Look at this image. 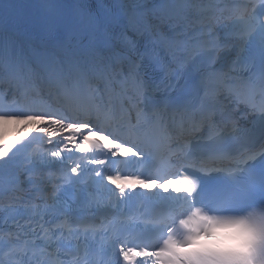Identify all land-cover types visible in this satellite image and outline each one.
Returning <instances> with one entry per match:
<instances>
[{
    "label": "snow or ice",
    "instance_id": "1",
    "mask_svg": "<svg viewBox=\"0 0 264 264\" xmlns=\"http://www.w3.org/2000/svg\"><path fill=\"white\" fill-rule=\"evenodd\" d=\"M10 121L45 125L37 131L57 147L23 161L9 155L17 141L0 147V264H264V0L0 3V123ZM149 130L169 154L155 171L143 179L88 174L84 160L99 154L91 150L116 156L128 143L139 148ZM255 140L259 151L217 166L231 159L230 142ZM74 150L85 155L69 168ZM57 163L67 171H51ZM186 170L216 186L201 208L193 193L203 187ZM170 175L186 195L126 191L139 184L167 192L159 181ZM104 189L116 209L138 195L184 210L97 226L83 213L102 206ZM220 224L242 230L240 251L178 250ZM101 230L110 236L97 247ZM109 250L114 260L103 258Z\"/></svg>",
    "mask_w": 264,
    "mask_h": 264
},
{
    "label": "bare ground",
    "instance_id": "2",
    "mask_svg": "<svg viewBox=\"0 0 264 264\" xmlns=\"http://www.w3.org/2000/svg\"><path fill=\"white\" fill-rule=\"evenodd\" d=\"M27 0H0V3L24 4ZM32 123H17L10 121L7 124L0 123V147L4 145L5 140L14 132H22L26 127L31 128Z\"/></svg>",
    "mask_w": 264,
    "mask_h": 264
}]
</instances>
